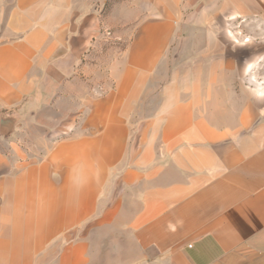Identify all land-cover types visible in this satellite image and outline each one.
<instances>
[{
  "label": "crops",
  "instance_id": "crops-1",
  "mask_svg": "<svg viewBox=\"0 0 264 264\" xmlns=\"http://www.w3.org/2000/svg\"><path fill=\"white\" fill-rule=\"evenodd\" d=\"M238 18L264 41V0H0V264H264Z\"/></svg>",
  "mask_w": 264,
  "mask_h": 264
},
{
  "label": "rangeland",
  "instance_id": "rangeland-1",
  "mask_svg": "<svg viewBox=\"0 0 264 264\" xmlns=\"http://www.w3.org/2000/svg\"><path fill=\"white\" fill-rule=\"evenodd\" d=\"M239 21H235L231 23L229 26V32L234 36L236 35L237 39H234L233 37V42L234 45H231V47H234L235 49H239L242 51H248L254 47L258 48H264V41L259 42V39L257 37L251 38L250 36L252 35V30L251 26L247 25L242 21V18H238ZM248 33H250V36H246ZM109 37V34H107ZM253 37V36H252ZM127 40L124 39H116L114 35L110 34V38L107 41H104L101 43L100 46V55L101 56V61L106 63L110 57L114 56L113 54L116 51H119L124 47L126 44ZM171 53L170 51V58H171ZM254 85L259 88L264 85V78L261 76L259 77L258 80L253 81ZM253 85V84H252Z\"/></svg>",
  "mask_w": 264,
  "mask_h": 264
}]
</instances>
